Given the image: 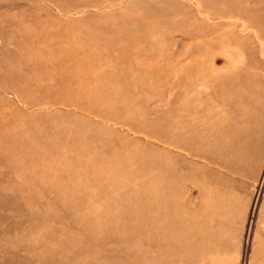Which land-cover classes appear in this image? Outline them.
<instances>
[{
  "label": "rangeland",
  "instance_id": "1",
  "mask_svg": "<svg viewBox=\"0 0 264 264\" xmlns=\"http://www.w3.org/2000/svg\"><path fill=\"white\" fill-rule=\"evenodd\" d=\"M0 264H264V0H0Z\"/></svg>",
  "mask_w": 264,
  "mask_h": 264
},
{
  "label": "bare ground",
  "instance_id": "2",
  "mask_svg": "<svg viewBox=\"0 0 264 264\" xmlns=\"http://www.w3.org/2000/svg\"><path fill=\"white\" fill-rule=\"evenodd\" d=\"M218 18H219V17H218ZM220 18H221V16H220ZM243 26H244V25H243ZM244 27H245V26H244ZM81 54H82V53H81ZM81 58H82V59H81ZM86 58H87V56L83 54V55L80 57V59H81L80 61H82V60L85 61ZM80 61H79V60L77 61L76 66L82 65L83 62H80ZM74 63H75V62H74ZM204 85H205V86H208L207 88H210V89L213 90V88H214L213 86L216 85V84H214V81H213V82H211V83H204Z\"/></svg>",
  "mask_w": 264,
  "mask_h": 264
}]
</instances>
